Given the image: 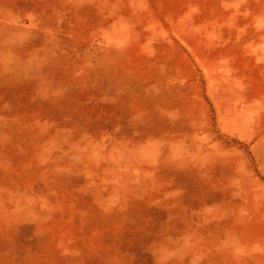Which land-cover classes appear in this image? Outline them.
<instances>
[{
	"label": "rangeland",
	"instance_id": "obj_1",
	"mask_svg": "<svg viewBox=\"0 0 264 264\" xmlns=\"http://www.w3.org/2000/svg\"><path fill=\"white\" fill-rule=\"evenodd\" d=\"M0 264H264V0H0Z\"/></svg>",
	"mask_w": 264,
	"mask_h": 264
}]
</instances>
